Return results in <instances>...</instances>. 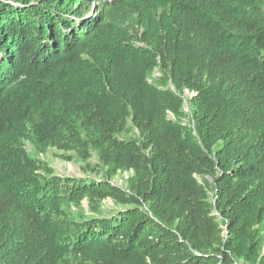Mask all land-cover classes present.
Listing matches in <instances>:
<instances>
[{"label":"trees","instance_id":"1","mask_svg":"<svg viewBox=\"0 0 264 264\" xmlns=\"http://www.w3.org/2000/svg\"><path fill=\"white\" fill-rule=\"evenodd\" d=\"M263 230L264 0H0V264H264Z\"/></svg>","mask_w":264,"mask_h":264},{"label":"rangeland","instance_id":"2","mask_svg":"<svg viewBox=\"0 0 264 264\" xmlns=\"http://www.w3.org/2000/svg\"><path fill=\"white\" fill-rule=\"evenodd\" d=\"M90 8H94V4L92 3L90 5ZM127 27L130 29L131 33L136 32V27L132 22L127 23ZM154 78L160 77V73L156 70L153 75ZM170 87V86H169ZM190 97V94L188 92L184 93V98L187 100ZM185 113H188L186 106L184 107ZM184 124H188L189 119L187 117L183 118ZM136 134L135 130L128 129L125 133L121 135L122 138H133ZM25 149L29 152H33L32 146L26 142L24 144ZM62 154L61 152H58L57 150H50L45 155L41 156V158L49 164V166L54 170V174L60 177H78V178H84V177H90L93 179H102V176L98 173H94L90 171V169L85 167V162L81 159L74 158L72 161H65L58 156ZM87 163H90L92 165H96L95 158L92 157ZM133 176V172L131 171H121L119 172L112 180L111 183L123 190H126L128 188V182L130 178ZM196 180L199 184L203 185L204 181H207L211 183V178L208 176H196ZM210 199H212V194H209ZM82 207L85 211V213L89 214L88 212V205L86 201H83ZM123 208L122 206H117L111 201L110 199H107L102 202L100 206V215L106 216L108 214H111L115 210ZM224 235V233H223ZM263 236V242H262V248L264 251V230L262 231ZM241 264V262H239Z\"/></svg>","mask_w":264,"mask_h":264}]
</instances>
